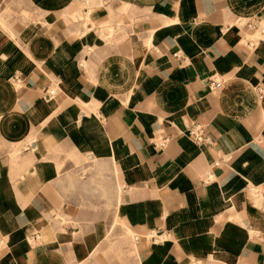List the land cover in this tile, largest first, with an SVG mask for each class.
Returning a JSON list of instances; mask_svg holds the SVG:
<instances>
[{
  "label": "crops",
  "instance_id": "0c3cea01",
  "mask_svg": "<svg viewBox=\"0 0 264 264\" xmlns=\"http://www.w3.org/2000/svg\"><path fill=\"white\" fill-rule=\"evenodd\" d=\"M28 1L0 22V264H264V0Z\"/></svg>",
  "mask_w": 264,
  "mask_h": 264
},
{
  "label": "rangeland",
  "instance_id": "374dc122",
  "mask_svg": "<svg viewBox=\"0 0 264 264\" xmlns=\"http://www.w3.org/2000/svg\"><path fill=\"white\" fill-rule=\"evenodd\" d=\"M35 13V9L28 0H0V22H4L6 18L12 16L28 19L34 16Z\"/></svg>",
  "mask_w": 264,
  "mask_h": 264
},
{
  "label": "built area",
  "instance_id": "2783aa9c",
  "mask_svg": "<svg viewBox=\"0 0 264 264\" xmlns=\"http://www.w3.org/2000/svg\"><path fill=\"white\" fill-rule=\"evenodd\" d=\"M251 44H254L251 43ZM207 83L209 84L210 88H218L222 85V82L215 79L214 77L213 78H210L207 80ZM49 93H54V91H50ZM192 132L194 133L195 135V138L197 141L201 142V141H204L206 139V136H205V133H204V130H203V127L201 125H196L192 128ZM135 240H139L138 236L135 235Z\"/></svg>",
  "mask_w": 264,
  "mask_h": 264
}]
</instances>
